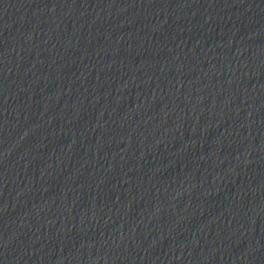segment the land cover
Here are the masks:
<instances>
[{"label": "water", "instance_id": "obj_1", "mask_svg": "<svg viewBox=\"0 0 264 264\" xmlns=\"http://www.w3.org/2000/svg\"><path fill=\"white\" fill-rule=\"evenodd\" d=\"M0 264H264V0H0Z\"/></svg>", "mask_w": 264, "mask_h": 264}]
</instances>
